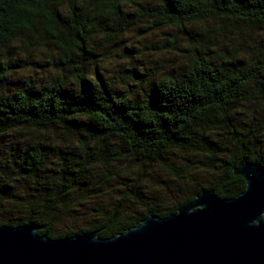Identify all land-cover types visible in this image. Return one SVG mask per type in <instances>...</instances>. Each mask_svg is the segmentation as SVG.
Segmentation results:
<instances>
[{"label": "trees", "instance_id": "1", "mask_svg": "<svg viewBox=\"0 0 264 264\" xmlns=\"http://www.w3.org/2000/svg\"><path fill=\"white\" fill-rule=\"evenodd\" d=\"M136 22L184 61L112 58ZM243 159L264 167V0H0V225L110 238L237 196Z\"/></svg>", "mask_w": 264, "mask_h": 264}, {"label": "water", "instance_id": "2", "mask_svg": "<svg viewBox=\"0 0 264 264\" xmlns=\"http://www.w3.org/2000/svg\"><path fill=\"white\" fill-rule=\"evenodd\" d=\"M234 173L246 182L237 196L203 190L177 212L110 238H50L33 222L0 225V264H264V167L243 159Z\"/></svg>", "mask_w": 264, "mask_h": 264}, {"label": "rangeland", "instance_id": "3", "mask_svg": "<svg viewBox=\"0 0 264 264\" xmlns=\"http://www.w3.org/2000/svg\"><path fill=\"white\" fill-rule=\"evenodd\" d=\"M129 28H130L129 30L124 32V36L126 40L123 42L117 41V43H114L107 50V53H109L110 51V56L112 58H115L117 60L126 58L123 56V54L127 53L124 51L125 46H128V47L133 46L134 48L143 49L144 53H143L142 61L147 63V67L150 68L149 73H151L153 76L154 74L166 72L168 69L169 70L175 69L184 61L185 55H186L184 53V48H182L181 50H175V49L169 48L166 42L167 37L163 35L156 36V37L152 35L150 36L144 35L145 31H144L142 22H136L133 26H129ZM155 39L160 41V43L153 45V42L155 41ZM147 42L150 43V45H148L150 48L145 49L143 48V45ZM156 46H160L161 48L157 49ZM138 68L143 69L144 65L138 63ZM15 78L18 80L19 78H23V77L16 76ZM125 88L129 89L130 87L124 86L123 89L125 90Z\"/></svg>", "mask_w": 264, "mask_h": 264}]
</instances>
